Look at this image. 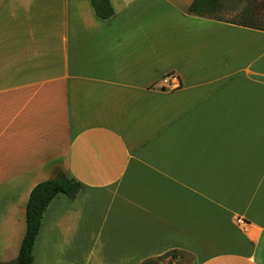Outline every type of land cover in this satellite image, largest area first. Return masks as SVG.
<instances>
[{
	"label": "crops",
	"instance_id": "1",
	"mask_svg": "<svg viewBox=\"0 0 264 264\" xmlns=\"http://www.w3.org/2000/svg\"><path fill=\"white\" fill-rule=\"evenodd\" d=\"M109 1L0 0V263L61 168L32 264H264V30Z\"/></svg>",
	"mask_w": 264,
	"mask_h": 264
},
{
	"label": "trees",
	"instance_id": "2",
	"mask_svg": "<svg viewBox=\"0 0 264 264\" xmlns=\"http://www.w3.org/2000/svg\"><path fill=\"white\" fill-rule=\"evenodd\" d=\"M90 2L95 14L100 18H109L114 13V8L109 0H90ZM263 3L264 0H192L188 11L196 16L264 30V12L258 9V6ZM228 11H238V19H224L223 15ZM81 189L82 183L69 176L61 168H56L52 177L38 182L32 187L25 205V230L14 264H32L35 237L43 213L53 197L58 193H63L69 198H74ZM177 254L175 251H171L156 259ZM152 260L147 259L142 264H149Z\"/></svg>",
	"mask_w": 264,
	"mask_h": 264
},
{
	"label": "rangeland",
	"instance_id": "3",
	"mask_svg": "<svg viewBox=\"0 0 264 264\" xmlns=\"http://www.w3.org/2000/svg\"><path fill=\"white\" fill-rule=\"evenodd\" d=\"M259 11L264 12V3L258 6ZM238 11H228L223 15L224 19H238ZM172 260V261H170ZM4 264H14V259L9 260L7 262H3ZM188 260L184 256L177 255H166L161 259H153L149 264H187Z\"/></svg>",
	"mask_w": 264,
	"mask_h": 264
},
{
	"label": "built area",
	"instance_id": "4",
	"mask_svg": "<svg viewBox=\"0 0 264 264\" xmlns=\"http://www.w3.org/2000/svg\"><path fill=\"white\" fill-rule=\"evenodd\" d=\"M162 82L167 84L168 83V77H164Z\"/></svg>",
	"mask_w": 264,
	"mask_h": 264
}]
</instances>
